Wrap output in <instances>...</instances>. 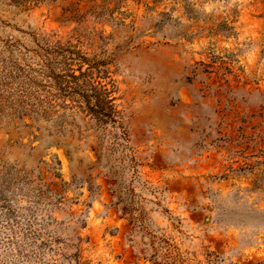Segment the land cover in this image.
I'll use <instances>...</instances> for the list:
<instances>
[{
    "label": "rangeland",
    "instance_id": "rangeland-1",
    "mask_svg": "<svg viewBox=\"0 0 264 264\" xmlns=\"http://www.w3.org/2000/svg\"><path fill=\"white\" fill-rule=\"evenodd\" d=\"M37 46L117 123L23 117ZM0 264H264V0H0Z\"/></svg>",
    "mask_w": 264,
    "mask_h": 264
},
{
    "label": "trees",
    "instance_id": "trees-1",
    "mask_svg": "<svg viewBox=\"0 0 264 264\" xmlns=\"http://www.w3.org/2000/svg\"><path fill=\"white\" fill-rule=\"evenodd\" d=\"M37 47L39 51H35L34 54L40 60L44 58V61L37 65L39 66L38 70L27 65L21 71L19 99L23 117L31 121L45 120L47 116H51L55 109L64 112L76 110L80 114L83 110L92 119L103 125L117 123L120 119V112L117 111L114 104V87L109 88V83H105L108 76L102 70L106 66L104 62L90 66L85 63L86 59H81L80 53L67 51L69 57L63 63L66 69L62 73L55 74L54 69L51 70L48 66V58L52 54L43 47ZM68 48L69 50L74 49L71 45H68ZM81 60L83 65H87V69L83 73H81ZM75 61L80 63H75ZM95 74L98 77H95ZM35 76L41 78L45 82L44 85H38ZM51 82L55 84L53 88L50 86ZM52 92L58 94L54 95ZM42 96L43 99H41ZM50 98H54L55 101ZM121 141L126 142L125 134L122 135Z\"/></svg>",
    "mask_w": 264,
    "mask_h": 264
}]
</instances>
